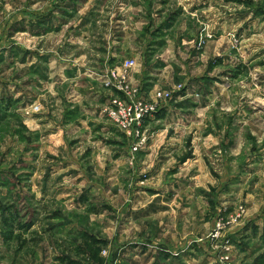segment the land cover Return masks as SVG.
<instances>
[{"label":"rangeland","instance_id":"obj_1","mask_svg":"<svg viewBox=\"0 0 264 264\" xmlns=\"http://www.w3.org/2000/svg\"><path fill=\"white\" fill-rule=\"evenodd\" d=\"M0 264H264V0H0Z\"/></svg>","mask_w":264,"mask_h":264},{"label":"built area","instance_id":"obj_2","mask_svg":"<svg viewBox=\"0 0 264 264\" xmlns=\"http://www.w3.org/2000/svg\"><path fill=\"white\" fill-rule=\"evenodd\" d=\"M138 103H139L137 107L138 116L136 120L144 119L146 116L148 115L151 116L152 114H156L160 110L159 107L153 104H149V103L144 104L142 100H139ZM116 118H118V115H116ZM124 126H126V124H124Z\"/></svg>","mask_w":264,"mask_h":264},{"label":"crops","instance_id":"obj_3","mask_svg":"<svg viewBox=\"0 0 264 264\" xmlns=\"http://www.w3.org/2000/svg\"><path fill=\"white\" fill-rule=\"evenodd\" d=\"M164 110H166V107L161 108L160 111L156 113V116H159V117L163 116ZM154 119H155V117L151 118V120H154Z\"/></svg>","mask_w":264,"mask_h":264}]
</instances>
